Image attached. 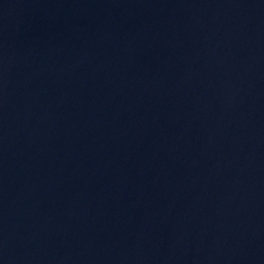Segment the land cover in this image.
I'll use <instances>...</instances> for the list:
<instances>
[{
  "label": "water",
  "instance_id": "obj_1",
  "mask_svg": "<svg viewBox=\"0 0 264 264\" xmlns=\"http://www.w3.org/2000/svg\"><path fill=\"white\" fill-rule=\"evenodd\" d=\"M0 264H264V0H0Z\"/></svg>",
  "mask_w": 264,
  "mask_h": 264
}]
</instances>
